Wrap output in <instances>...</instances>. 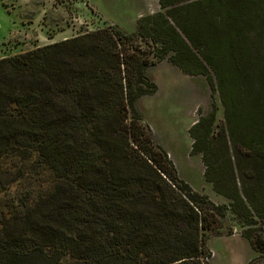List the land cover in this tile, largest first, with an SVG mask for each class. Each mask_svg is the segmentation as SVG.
Masks as SVG:
<instances>
[{"label": "trees", "instance_id": "16d2710c", "mask_svg": "<svg viewBox=\"0 0 264 264\" xmlns=\"http://www.w3.org/2000/svg\"><path fill=\"white\" fill-rule=\"evenodd\" d=\"M159 3L137 32L105 27L0 59V167L31 161L52 178L23 197L11 192L25 167L0 171V264H211L207 234L224 213L178 178L135 110L166 60L219 95L226 130L201 118L192 153L264 264V0Z\"/></svg>", "mask_w": 264, "mask_h": 264}, {"label": "rangeland", "instance_id": "374dc122", "mask_svg": "<svg viewBox=\"0 0 264 264\" xmlns=\"http://www.w3.org/2000/svg\"><path fill=\"white\" fill-rule=\"evenodd\" d=\"M161 11L159 0H0V59L105 27L137 32L142 18ZM147 74L158 90L135 104L143 126L173 163L178 178L206 196L218 213H224L218 216V229L207 234L211 264H257L254 260L258 255L245 237L250 228L234 214L231 200L215 192L207 182L202 155L192 153L190 130L201 118L216 113L215 137L226 130L225 110L218 93L211 90L204 77L187 76L167 60L150 67ZM214 145L219 147L218 143ZM230 156L234 163L232 149ZM22 164L20 160L7 159L0 167L4 172L26 169L24 178L12 184V195L31 194L35 198L46 192L52 182L50 172L31 170V161ZM222 180L229 187V175L222 176ZM4 196L9 197L7 192H0V197ZM261 226L258 221L257 227Z\"/></svg>", "mask_w": 264, "mask_h": 264}, {"label": "crops", "instance_id": "0c3cea01", "mask_svg": "<svg viewBox=\"0 0 264 264\" xmlns=\"http://www.w3.org/2000/svg\"><path fill=\"white\" fill-rule=\"evenodd\" d=\"M51 44H54V43H51Z\"/></svg>", "mask_w": 264, "mask_h": 264}]
</instances>
